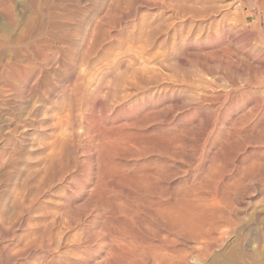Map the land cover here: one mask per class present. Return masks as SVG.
Returning <instances> with one entry per match:
<instances>
[{"label": "rangeland", "instance_id": "374dc122", "mask_svg": "<svg viewBox=\"0 0 264 264\" xmlns=\"http://www.w3.org/2000/svg\"><path fill=\"white\" fill-rule=\"evenodd\" d=\"M31 1L0 0V43H10L0 44V68L14 51L31 60L20 68L25 81L20 74L0 81V264H117L129 248L142 251L163 237L167 253L174 251L166 264H264V11L257 0H38L43 19ZM246 13L252 16L243 19ZM52 19L60 29L43 25ZM35 44L40 51L26 54ZM104 206L106 216L95 218ZM212 210L235 225L221 248ZM173 218L182 234L172 230ZM92 231H102V246ZM119 236L134 247L123 254L114 247L116 257L109 245ZM128 255L119 264H158Z\"/></svg>", "mask_w": 264, "mask_h": 264}, {"label": "bare ground", "instance_id": "6f19581e", "mask_svg": "<svg viewBox=\"0 0 264 264\" xmlns=\"http://www.w3.org/2000/svg\"><path fill=\"white\" fill-rule=\"evenodd\" d=\"M30 1H31V0H30ZM35 1H37V2H33V1H31V3L33 2L34 4H30V5H33L32 8L36 11V14H39V16H40V18H38V19H41L42 16H43V14H42V10H41V9L43 8L44 5L41 6V3H42V2L40 3V2H38V0H35ZM43 1H44V0H43ZM28 2H29V0H28ZM55 2H57V1H55ZM60 2H61V0H60ZM60 2H59V3H60ZM62 2L65 3L66 0H65V1L63 0ZM152 2H155V1L150 0V3H152ZM51 3H52V2H51ZM64 3H62V4L60 3L61 6H62ZM142 3H143V0H142ZM146 3H149V2L145 1L144 4H146ZM257 3L259 4V5H258V7H259V8H258L259 11H264V0H257ZM153 4H156V3H153ZM158 4H160V2H159ZM158 4H156V5L158 6ZM52 5H53V4H52ZM56 5H57V3H56ZM150 5H151V4H150ZM27 6L29 7V5H27ZM54 6H55V5H53V7H54ZM160 6H161V4H160ZM30 7H31V6H30ZM51 7H52V6H51ZM62 7H63V6H62ZM67 7H68V6H67ZM67 7H65V8H67ZM130 7H131V6H130ZM25 8H26V6H25ZM59 8H60V6H59ZM68 8H69V7H68ZM68 8H67V9H68ZM133 8L135 9V7H133ZM160 8H161V7H160ZM183 8H184V7H183ZM27 9H28V8H27ZM44 9H45V8H44ZM56 9H57V6H56ZM56 9H54V10H56ZM62 9H64V7H63ZM67 9H66V10H67ZM70 9L72 10V8H70ZM73 9H74V8H73ZM134 9H133V10H134ZM181 9H182V8H181ZM34 10H33V12H34ZM60 10H61V8H60ZM64 10H65V9H64ZM133 10L131 9L130 11H133ZM183 10H184V9H183ZM183 10H182V11H183ZM24 11H25V10H24ZM27 11H28V10H27ZM31 11H32V10H31ZM56 11H57V10H56ZM62 11H63V10H62ZM62 11H61V12H62ZM68 11H69V10H68ZM68 11H67V12H68ZM128 11H129V10H128ZM130 11H129V12H130ZM175 11H176V10H175ZM33 12H32V14H33L32 17L35 16ZM49 12H50V11H49ZM63 12H64V11H63ZM63 12L60 13V14H63ZM67 12H66V11L64 12V13H65V17H63V18H66V13H67ZM72 12H73V11H72ZM199 12H200V11H199ZM201 12H202V11H201ZM46 13H47V12H46ZM46 13H45V11H44V14H46ZM51 13H52V12H51ZM73 13H74V12H73ZM131 13H133V12H131ZM29 14H30V13H29ZM56 14H57V12H56ZM67 14H68V13H67ZM123 14H124V12H123ZM125 14H126V13H125ZM177 14H178V13H177ZM184 14H185V13H184ZM53 15H55V14H53ZM132 15H133V14H132ZM56 16H57V15H56ZM62 16H63V15H62ZM71 16H73V15H71ZM124 16H125V15H124ZM181 16H182V15H181ZM248 16H252V14H251V13H246V14H244L243 19H247ZM32 17H30V18L32 19ZM36 17H37V15H36ZM45 17H46V15H45ZM51 17L53 18L52 15L50 16V18H51ZM54 17H55V16H54ZM67 17H68V16H67ZM34 18H35V17H34ZM58 18H59V17H58ZM63 18H62V19H63ZM70 18H71V17H70ZM70 18H67V19H70ZM42 19H43V18H42ZM47 19H49V18L47 17ZM67 19H66V20H67ZM121 19H122V18H121ZM123 19H124V18H123ZM29 20H30V19H29ZM36 20H37V19H36ZM36 20H35V21H36ZM54 20H55V18H54ZM56 20H57V19H56ZM59 20H60V18H59L58 21H56V22H59ZM39 21H41V20H39ZM42 21H43V20H42ZM49 21L51 22V20H49ZM52 21H53V19H52ZM61 21L64 22V19L61 20ZM67 21H68V20H67ZM70 21H71V20H70ZM108 21H109V20H108ZM257 21H258V23H259V21H260V20L258 19V16H257ZM37 22H38V21H37ZM50 22H47V21L45 22V21H44V24H43L42 22H40V23H39V26H40L41 29H42V26L45 25V23H47V26L49 25V27L51 28L52 31H53V30L56 31L55 29H57V30L60 29L59 24H55L54 21H53V23H54L55 25H54V24L52 25V23L50 24ZM63 22H60V23H61L60 25H63V24H62ZM31 23H32V24H31ZM31 23L29 24V26H28L27 29L25 30L24 35L29 36L28 34H29L31 31L34 30V28H35L34 26H36V23H35V25L33 24V22H31ZM64 23H65V22H64ZM68 23H69V22H68ZM70 23H71V22H70ZM42 24H43V25H42ZM37 26H38V23H37ZM45 26H46V25H45ZM111 26H112V25H111ZM43 27H44V26H43ZM61 28H62V27H61ZM41 29H40V30H41ZM74 29H75V28H74ZM63 30H64V29H63ZM65 30H66V29H65ZM65 30H64V33L66 32ZM70 30H71V29H70ZM41 31L43 32V30H41ZM75 31H76V30H75ZM75 31H74V33H75ZM45 32H46V31H44V33H45ZM49 32H50V31H49ZM62 32H63V31H62ZM35 33L37 34L38 32H35ZM47 33H48V32H47ZM54 33H55V32H54ZM64 33H63V34H64ZM69 33H70V32H69ZM69 33H68V34H69ZM72 33H73V32H72ZM72 33H71V34H72ZM49 34H50V33H49ZM58 34H59V32H58ZM58 34H56V35H58ZM68 34L66 33L67 38L69 37ZM42 35H43V34H42ZM47 35H48V34H47ZM56 35H52L51 37L55 39V37H57ZM60 35L62 36L61 33H60L58 36L60 37ZM72 35L74 36V34H72ZM76 35H78V34H76ZM76 35H75V36H76ZM27 36H26V37H27ZM44 36H45V35H44ZM66 36H65V37H66ZM73 36H71V37L74 38ZM62 37H63V36H62ZM62 37H61V38H62ZM2 38H3V37H1V39H2ZM5 38H6V39H5V41H6L5 43L9 42V41H7V37H5ZM28 38H31V37H28ZM42 38H43V37H42ZM67 38H66V39H67ZM69 38H70V37H69ZM72 38H70V39H72ZM18 39H19V38H18ZM18 39H17V40H18ZM38 39H39V38H38ZM38 39H37V40H38ZM50 39H51V38H50ZM66 39L64 38V41H65ZM70 39H69V40H70ZM8 40H9V39H8ZM11 40H13V39H11ZM26 40L29 41L27 38H26ZM26 40H25V41H26ZM31 40L33 41V39H31ZM47 40H48V39H47ZM59 40H60V38H59ZM69 40H68V41H69ZM73 40H74V39H73ZM0 41H1V40H0ZM15 41H16V40H15ZM19 41H20V40H19ZM21 41H22V40H21ZM32 41L29 42V43H35L36 40H35L34 42H32ZM53 41L55 42V40H53ZM64 41H63V42H64ZM66 41H67V40H66ZM68 41H67V42H68ZM71 41H72V40H71ZM1 42H3V41H1ZM10 42H12V41H10ZM17 42H18V41H17ZM61 42H62V41H61ZM25 43H27V42H25ZM36 43H37V42H36ZM51 43L53 44V42H51ZM72 43H73V42H72ZM0 44H1V43H0ZM9 44H10V43H9ZM9 44H4V43H2L1 45H4V47H5V46L9 47V46H10ZM15 44H16V43H15ZM15 44H14V45H15ZM22 44H23V43H22ZM12 45H13V44H12ZM12 45H11V46H12ZM16 45L19 46L20 43H19V44H16ZM16 45H15V46H16ZM31 45H32V44H31ZM33 45H34V44H33ZM35 45H36V44H35ZM37 45H42V44H38V43H37ZM37 45L34 46V47L32 46V47L30 48V49H32V50H26V51H27V52L25 51L26 54H27V53H28L29 55H30L31 53H36V54H37V52L40 51L39 48H37V47H38ZM45 45H46V44H45ZM45 45H44V46H45ZM61 45H64V44H61ZM72 45H73V44H72ZM72 45L69 44V46H71V47H72ZM28 46H29V44H28ZM28 46H27V47L25 46V47L28 48ZM44 46H43V47H44ZM47 46H48V44H47ZM53 46H54V45H53ZM65 46H67L68 48H71V47L68 46V43H66ZM73 46H74V45H73ZM2 47H3V46H2ZM4 47H3L2 49H4ZM7 47H5V48H7ZM12 47H13V46H12ZM12 47L10 48L11 50H13ZM40 47H41V46H40ZM56 47H59V46L56 45ZM56 47H55V48H56ZM67 47H66V48H67ZM0 48H1V47H0ZM15 48H16V47H15ZM15 48H14V50H15ZM17 48L20 49V47H17ZM21 48H22V45H21ZM23 48H24V46H23ZM23 48H22V49H23ZM26 48H24V50H25ZM49 48H50V47H49ZM63 48H64V47H63ZM68 48H67L66 50H67V52L70 53L71 50H72V48H71L70 51L68 50ZM2 49H1V50H2ZM22 49H21V50H22ZM41 49H42V48H41ZM43 49H45V48H43ZM47 49H48V47H47ZM51 49H52V46H51ZM58 49H59V52H60V48H58ZM64 49H65V48H64ZM64 49H63V50H64ZM5 50H6V49H5ZM5 50H4V51H5ZM16 50H18V49H16ZM24 50H22V51H24ZM55 50H57V49H55ZM6 51H8V50H6ZM19 51H20V50H19ZM19 51H17V52H19ZM45 51H46V50H45ZM72 51H73V50H72ZM25 52H24V54H25ZM41 52H42V51H41ZM48 52H49V51H48ZM51 52H54V50H52ZM62 52H63V51H62ZM19 53H20V52H19ZM21 53H22V52H21ZM39 53H40V52H39ZM43 53H45V52H43ZM65 53H66V52H65ZM69 53H68V54H69ZM9 54H10V52H9ZM13 54H15V56H14V57H15V60H14V61H7V60H6V62H9V63H6V65L3 66V70H2V68H0V69L3 71V72L0 74V81H3V82H10L11 80L14 81L15 78H16V80L20 79V78L24 75V74L21 72V71H22V68H21V67H22V64H25L26 66H25V65H24V66H25L27 69H28V67H30V65H31V60H30V58L27 57L28 55H27L26 57L24 56L25 58H21V56H19V55H18V57H17L16 54H18V53H16L15 51H14ZM22 54H23V53H22ZM26 54H25V55H26ZM41 54H42V53H41ZM45 54H47V53H45ZM60 54H61V53H60ZM49 55H50V54H49ZM61 55H62V57L65 56V55H63V54H61ZM66 55H67V54H66ZM35 56H36V55H35ZM37 56H38V55H37ZM37 56H36V57H37ZM43 56H44V55H43ZM47 56H48V55H47ZM9 57H10V56H7V58H9ZM5 58H6V57H5ZM11 58H12V57H11ZM32 58H34V57H32ZM41 58H42V57H40V60H41ZM44 58H45V57H44ZM44 58H43V59H44ZM64 58H66V57H64ZM9 59H10V58H9ZM9 59H8V60H9ZM38 59H39V56H38ZM43 59H42V60H43ZM2 60H4V58L0 59V61H2ZM11 60H12V59H11ZM35 60H36V59H35ZM35 62H36V61H35ZM1 63H3V62H1ZM33 64H35V63H33ZM33 64H32V66H33ZM0 65H1V64H0ZM2 65H3V64H2ZM32 66H31V67H32ZM63 66H64V65H63ZM1 67H2V66H1ZM35 67H36V66H35ZM20 68H21V71H20ZM26 68H24V71H27V70H25ZM34 70H35V68H34ZM30 71H31V70H29V72H30ZM33 72H34V71H32V73H33ZM40 72H41V71H40ZM40 72H39V73H40ZM21 73H22L23 75H22ZM30 73H31V72H30ZM41 73H42V72H41ZM53 73H54V72H53ZM53 73H52V74H53ZM14 74L17 75V77H18L19 74H20L21 77H20V78H17V77L14 76ZM52 74H51V75H52ZM25 75H26V74H25ZM38 75H39V74H38ZM42 75H43V74H42ZM28 76H29V75H28ZM28 76H27V78H28ZM36 76H37V74H36ZM43 76H44V75H43ZM48 76H49V75H48ZM23 77H24V78H23L22 80L25 81L24 79H27V78H26L25 76H23ZM44 77H45V76H44ZM45 78H46V77H45ZM13 79H14V80H13ZM36 79H37V77H36ZM36 79H35V82H36ZM22 80H21V81H22ZM38 80H39V79H38ZM12 81H11V82H12ZM18 81H19V80H18ZM12 83H13V82H12ZM43 83H45V81H43ZM5 84H7V83H5ZM9 84H10V83H9ZM9 84H8V85H9ZM16 84H17V83H16ZM41 84H42V82H41ZM41 84H40V85H41ZM48 84H49V83H47V85H48ZM10 85H11V84H10ZM5 86H6V85H5ZM12 86H13V85H12ZM44 86H45V85H44ZM10 87H11V86H10ZM15 87H16V86H15ZM35 87H36V86H35ZM41 87H43V84H42ZM49 87H50V86H49ZM45 88H46V87H45ZM39 89H41V88H39ZM43 89H44V88H43ZM43 89H42V90H43ZM46 89H48V88H46ZM34 92H35V89L31 88L28 94H29V95H32ZM39 92H40V91H39ZM46 92H47V90H46ZM19 94H20V93H19ZM41 94H42V93H41ZM44 94H45V92H44ZM35 95H36V94H35ZM42 95H43V94H42ZM36 96H37V95H36ZM42 100H43V97L38 96V100L35 102V104L38 103V102H41ZM40 105H42V104H40ZM30 108H31V107H30ZM34 109H35V107L32 106V109H31V110L34 111ZM33 111H32V112H33ZM35 111H36V110H35ZM30 112H31V111H30ZM29 114H30V113H29ZM30 115H31V114H30ZM33 115H35V112H33L31 116H33ZM242 116H243V115H242ZM88 129H89V128H88ZM90 129H91V128H90ZM100 131H102V130L100 129ZM98 132H99V130H98ZM98 136H100V135H98ZM102 136H104V135H102ZM71 137H72V136H71ZM98 138H99V137H98ZM103 138H104V137H103ZM228 141H229V140H228ZM58 153H59V152H58ZM58 155H59V154H58ZM175 199H176V198H175ZM108 200H109V199H108ZM110 201H111V200H110ZM157 203H158V202H157ZM148 204H149V203H148ZM152 204H153V202H152ZM152 204H151V205H152ZM154 205H155V204H153V206H154ZM156 205H157V204H156ZM153 206H152V207H153ZM157 206H158V205H157ZM108 207H109V204H108V206H107V209H110V208H108ZM110 207H111V205H110ZM158 207H160V206H158ZM158 207H157V208H158ZM149 208H150V207H149ZM98 209H100V210H97V208H96V210H97V214H95V216H94L95 218H97L98 216H104V215L106 216V210H105L106 208H105V206H104V209H103V210H101V209H102L101 207H99ZM114 210H115V209H114ZM114 210H112V211H114ZM149 210H150V209H149ZM118 211H120V210H118ZM156 211H157V212H156ZM156 211H155V212H156L157 214H159L158 219L161 220V221H162V220L165 221V218H164V219H160V218H159V217H161V218L164 217V213H163V211H162V210H161V211H158V209H157ZM94 212H95V211H94ZM107 212H108V211H107ZM110 212H111V211H110ZM211 212H212V213H211ZM211 212H210V213H211V214H210V215H211V216H210V217H211L210 224H211V222H212V229H213L214 232H215L214 234H216V235H215L216 237H214V239H215V241H214V242H215V247H216V246H219V247L221 248V247L223 246V243H224V239L222 238V236H223V235H226V234L228 233V231L231 229V227H230L231 222H230V220H229L230 217H229V219L227 218V220L225 219L224 221H222L221 218H220V216H219L216 212H214V210H212ZM230 212H231V211H230ZM95 213H96V212H95ZM108 214H109V212H108ZM112 214H113V213H112ZM117 214H118V213H117ZM110 215H111V213H110ZM114 216H115V213H114L113 217H114ZM91 217H92V216H91ZM111 217H112V215H111ZM111 217H110V218H111ZM118 217H119V216H118ZM95 218H94V220H98V219H95ZM99 218H100V217H99ZM106 218L109 219L108 215H107ZM124 218H125V217H124ZM124 218H122V219H124ZM91 219H92V218H91ZM127 219H128V218H127ZM66 220H68V219L66 218ZM99 220H100V219H99ZM111 220H113V219H111ZM115 220H116V219H115ZM117 220H119V219H117ZM117 220H116V222H118ZM125 220H126V218H125ZM130 220H132V219H130ZM130 220H129V221H130ZM161 221H160V222H161ZM163 221H162V222H163ZM64 222H65V221H64ZM67 222H68V221H67ZM89 222H90V220H89ZM92 222H93V221H92ZM98 222H100V221H98ZM102 222H103V221H102ZM122 222H124V221H122ZM122 222H121V223H122ZM171 222H173V225H172V228H173V229H172V230H174V225H176L177 230H176V231L174 230V232H177L178 234H180V233H181L180 231L182 230V225H183V224H180V222H178V220L175 219V218H173ZM232 222H233V221H232ZM70 223H71V220H70ZM70 223H68V224H70ZM93 223H94V222H93ZM110 223H111V222H110ZM68 224H66V225H68ZM107 224H108V225H107ZM107 224H106L107 227L110 226V225H112V224L109 225V223H107ZM118 224H119V223H117V225H118ZM125 224H127L126 221H125ZM163 224H164V223H163ZM185 224H186V223H185ZM92 225H93V224H92ZM94 225H95V224H94ZM99 225H100V224H99ZM115 225H116V223H115ZM120 225H121V224H120ZM232 225L235 226L234 224H231V226H232ZM96 226H97V225H96ZM104 226H105V225H104ZM104 226H103V227H104ZM188 226H189V225H188ZM188 226H187V227H188ZM193 226L195 227V224H193ZM193 226H192V227H193ZM196 226H197V225H196ZM65 227H66V226H65ZM89 227H90V226H89ZM92 227H93V226H92ZM113 227H115V226H113ZM117 227H118V226H117ZM164 227H165V226H164ZM229 227H230V229H229ZM93 228L96 229L95 227H93ZM110 228H111V226H110ZM110 228L108 227L107 229L110 230ZM115 228H116V227H115ZM176 228H175V229H176ZM189 228H190V227H189ZM189 228H188V231H187V232L190 231ZM195 228H197V227H195ZM195 228H194V229H195ZM232 228H233V227H232ZM94 229H93V230H94ZM119 229H120V228H119ZM184 229H185V228H184ZM194 229L191 228V230H192V231H191V234H192V233L194 234V232H195ZM198 229H199V228H198ZM228 229H229V230H228ZM233 229H234V228H233ZM85 230H86V229H85ZM89 230H90L89 232H91V229H90V228H89ZM100 230H101V229H99V231H100ZM102 230H105V229L102 228ZM109 230H108V231H109ZM195 230H196V229H195ZM99 231H97L98 233L96 232L97 235L94 234V233H95L94 231H92L93 234H92V233L88 234L89 232L87 231V232H88L87 234L89 235L88 237L90 238V240H92L93 242H95V243L97 244V246H98V245H99V246H102V243H104V239H106V237L104 238L103 235H101L102 231H101V232H99ZM105 231H106V230H105ZM105 231H103V232H105ZM125 231H126V230H125ZM197 231H199V230H197ZM200 231H202V230L200 229ZM200 231H199V232H200ZM58 232H59V231H58ZM113 232H114V231H113ZM119 232H120V231H119ZM84 233H85V232H83V235H84ZM122 233H123V232H122ZM122 233H121V234L118 233V234H119V235H123ZM182 233H183V232H182ZM182 233H181V234H182ZM197 233H198V232H197ZM197 233H195V236H196ZM74 234H75V233H74ZM87 234H86V235H87ZM124 234H125V233H124ZM173 234H175V233H173ZM193 234H192V235H193ZM78 235H79V234H78ZM83 235H81V236H83ZM126 235H127V234H126ZM124 236H125V235H124ZM177 236H178V235H177ZM226 236H227V235H226ZM85 237H86V236H85ZM107 237H108V236H107ZM114 237L116 238L115 235H114ZM114 237H113V238H114ZM119 237H120V236H119ZM133 237H134V236H133ZM153 237H154V236H153ZM79 238H80V236H79ZM122 238L124 239V237H122ZM127 238H128V237H127ZM127 238H125L124 240L127 241V240H126ZM80 239H81V238H80ZM86 239H87V237H86ZM116 239H117V238H116ZM133 239H134V238H133ZM87 240H88V239H87ZM102 240H103V242H102ZM74 241H75V240H74ZM76 241H77V240H76ZM136 241H137V240H136ZM158 241H159V244H157V245H153V246H149L147 249H146L147 246H145V243H144V244L142 243L143 246H145L144 249H143L142 251L139 250V249H135V248H134V249L131 248V249H132V250H131L129 247L132 246V245H131L132 242H131V244H130L131 246H129V245H127V244H129V240H128V243L126 244V242H124V241L121 239V237H120L117 241L114 240V239H112V240L110 241L109 251H111L112 254H115L116 251H117V250H116L115 253L113 252L114 247H115V248H117V249H118V248H121V251L119 252V249H118V252H119V253H122V251H123L122 249H124V248H129V250H128V251H129V254H130V255H128L129 257L131 256V257L135 258V256L138 257V256H143V254H144V255L146 254V256H148L149 258H151V260H155V263L157 262L158 264H166V262L171 261L172 257H171L170 255L174 254V251H173L172 254H170V255H169L170 252L167 253L168 251H167L166 249H167V245H169V244H168V241L166 240L165 237H163V238H159ZM88 242H90V241H88ZM106 242H107V241H106ZM134 242H135V241H134ZM134 242H133V243H134ZM145 242H146V241H145ZM78 244H79V243H78ZM134 244H135V243H134ZM137 244H138V242H137ZM103 245H104V244H103ZM146 245H150V244H146ZM151 245H152V243H151ZM117 246H118V247H117ZM128 246H129V247H128ZM135 246H136V244H135ZM143 246H142V247H143ZM103 247H104V246H103ZM132 247H134V245H133ZM219 247H218V248H219ZM136 248H138V247L136 246ZM140 248H141V244H140ZM145 249H146V250H145ZM152 250H153V251H152ZM106 251H107V250H106ZM109 251H108V255H109ZM126 251H127V250H126ZM128 251H127V252H128ZM150 251H152V252H150ZM118 252H117V253H118ZM127 252L124 251V254H127ZM233 252H234V251H233ZM110 254H111V253H110ZM122 254H123V253H122ZM124 254H123V256H124ZM15 255H16V254H15ZM120 255H121V254H120ZM106 256H107V255H106ZM115 256L117 257L116 254H115ZM118 256H119V254H118ZM123 256H121V257H123ZM175 256H176V255H175ZM113 257H114V255H113ZM119 257H120V256H119ZM121 257H120V258H117V259L119 260V261L117 262V264H119L120 261H123V262H124V260H123ZM124 257H125V256H124ZM106 258H107V257H106ZM110 258H111V257H110ZM90 259H91V257H90ZM107 259H108V258H107ZM120 259H122V260H120ZM124 259H125V258H124ZM126 259H128V257H127ZM131 259H132V258H130V261H131ZM114 260H115V259H114ZM237 260H238V259H237ZM111 261H113V260H111ZM239 261H240V260H239ZM109 262H110V261H109ZM115 262H116V261H115ZM115 262H114V263H115ZM121 263H122V262H121ZM121 263H120V264H121ZM126 263H127V262H126ZM112 264H113V263H112ZM127 264H129V263H127Z\"/></svg>", "mask_w": 264, "mask_h": 264}]
</instances>
